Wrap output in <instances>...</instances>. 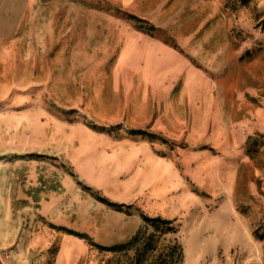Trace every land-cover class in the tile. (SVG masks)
Returning a JSON list of instances; mask_svg holds the SVG:
<instances>
[{
    "label": "crops",
    "instance_id": "1",
    "mask_svg": "<svg viewBox=\"0 0 264 264\" xmlns=\"http://www.w3.org/2000/svg\"><path fill=\"white\" fill-rule=\"evenodd\" d=\"M102 1L129 16L97 6L99 0H0V100L19 89L13 109L29 105L8 113L14 121L11 141L0 134V251L11 248L10 260L0 254L2 264L48 262V250L55 246L56 264H74L89 244L59 227L93 237L101 228L112 230L100 205L66 171L52 166L54 158L63 155L93 173L109 168L117 176L130 170L127 183L151 199H166L184 183L178 163L150 144L107 147L83 125L57 140V131L66 127L33 108L42 98L73 109L85 104L88 115L97 116L101 104L116 102L110 90L124 89L134 103L148 105L145 118L154 116L158 131L174 135L181 119H208L207 89L213 80L205 72L237 71L239 53L220 0ZM9 70L18 73L12 83L5 79ZM36 72H44V78L36 80ZM221 113L220 108L215 118ZM53 176L61 194L49 190ZM47 221L53 226H45Z\"/></svg>",
    "mask_w": 264,
    "mask_h": 264
},
{
    "label": "rangeland",
    "instance_id": "2",
    "mask_svg": "<svg viewBox=\"0 0 264 264\" xmlns=\"http://www.w3.org/2000/svg\"><path fill=\"white\" fill-rule=\"evenodd\" d=\"M220 1L231 41L239 53L238 68L234 72H205L213 80L207 89L212 97V103L206 104L210 111L208 119H181L180 129L174 135L158 131L154 116L145 118L148 105L134 103L124 89L110 90L109 94H114L111 99L116 102L101 104L95 111L100 116L88 115L85 104L73 109L70 104L56 103L50 98H42L33 105L37 112L66 127L67 131H57V140L66 132L71 133L73 126L83 125L98 134L100 143L107 147L147 143L158 147V154L178 163L184 181L176 193L157 200L127 183L131 179L130 170L116 176L109 168L103 172L98 168L96 173L88 165L77 168L66 162L63 155L50 161L52 166L66 171L86 197L90 195L95 205H100L102 219L112 223V230L95 231L98 243L110 246L128 242L137 233L145 232V237L153 236L156 245L144 259L138 252L139 243L116 251L88 243V251L74 264H159L169 251L174 255L172 264H264V0ZM96 3L114 14L129 16L102 0ZM4 73L10 83L18 74L11 70ZM35 75L38 81L44 78V72ZM217 80L223 81V86H218ZM190 89L196 93L197 89ZM18 90L11 89L9 97L0 100V134L8 142L14 134V121L8 113L29 108L22 105L13 109L17 105L12 104V97ZM107 92L104 96L109 95ZM220 108L222 116L217 119L215 112ZM44 121H37L38 129ZM47 169L57 171L50 166ZM56 178L49 179V190L61 194L64 191L59 182H54ZM144 216L173 219L177 231L162 233L146 222ZM43 224L53 226L48 221ZM56 250V246L50 248L51 258L42 264H56L52 259ZM8 251L11 255V248L0 251L5 260L11 259Z\"/></svg>",
    "mask_w": 264,
    "mask_h": 264
},
{
    "label": "trees",
    "instance_id": "3",
    "mask_svg": "<svg viewBox=\"0 0 264 264\" xmlns=\"http://www.w3.org/2000/svg\"><path fill=\"white\" fill-rule=\"evenodd\" d=\"M88 189L91 190L90 187H87ZM101 198V197H100ZM101 200H104L101 198ZM109 204L114 205V206H120L121 204L118 203H112L109 202ZM144 219L146 222L150 223L152 226L156 228V230H160L162 233H169V232H176L177 228L173 225L174 220L173 219H166V218H161V217H149V216H144ZM60 229L64 230L65 232L69 234L76 235L80 238L85 239L90 245L96 248H100L102 250H126L130 245H134L135 243H139L140 247L138 248V252L143 258H147L148 254L152 252L156 245L154 244V239L153 236L150 234L147 237H145V232L144 233H137L134 238L128 242H123V243H118L115 245H103L98 243L94 237H92L90 234L87 232H81V231H76L74 229L68 228V227H59ZM178 244V243H177ZM174 259L173 253L169 251L168 253H165L164 256L161 258L159 264H172ZM153 264V263H151Z\"/></svg>",
    "mask_w": 264,
    "mask_h": 264
}]
</instances>
